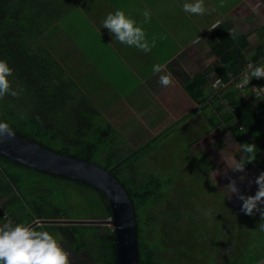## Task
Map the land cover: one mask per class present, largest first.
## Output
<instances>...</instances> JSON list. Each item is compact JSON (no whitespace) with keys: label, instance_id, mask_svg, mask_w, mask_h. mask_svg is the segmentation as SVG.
<instances>
[{"label":"trees","instance_id":"trees-1","mask_svg":"<svg viewBox=\"0 0 264 264\" xmlns=\"http://www.w3.org/2000/svg\"><path fill=\"white\" fill-rule=\"evenodd\" d=\"M93 2L99 4L98 0H0V59L14 70L10 78L13 88H23L18 97L9 95L0 100V122L9 123L16 133L55 152L114 168V175L126 188L135 209L138 264L260 262L264 259V238L260 241L251 236L233 244L234 235L230 239L224 237L222 228L217 227L213 234L201 233L205 227L202 219H207L205 211L196 209V219L193 217L194 222L186 224L183 216L157 210L170 195V187L177 178L174 181L168 173L144 165L143 153L151 147L150 143L129 157L136 149L112 121L104 118L91 95L81 85L77 89L69 71L42 41L45 34L61 28L68 16L92 7ZM232 26V21L227 20L210 29L206 41L215 61L184 88L201 105L199 110L208 123L206 132L224 128L234 134L238 143H254L258 149L256 160L247 164L246 169L255 166L264 172V93L255 95L254 88L261 87L255 86L258 79L253 78L244 87L237 85L251 63H264V40L256 47L257 53L250 56L247 36L233 37ZM218 91L221 93L216 94ZM200 162L210 165V169L214 167L207 157L200 158ZM219 193L218 202L229 201L223 189ZM3 197L7 198L5 222L11 220L14 225L32 224L38 219L112 216L110 201L98 186L32 168L0 153V199ZM220 210L219 223L225 218L222 206ZM40 225L42 230L59 233L64 239L63 224ZM65 225L72 232L68 241L70 251L80 258L87 257L93 264H117L116 234L111 226ZM149 227L153 228L151 233ZM260 237H264V231Z\"/></svg>","mask_w":264,"mask_h":264},{"label":"rangeland","instance_id":"rangeland-1","mask_svg":"<svg viewBox=\"0 0 264 264\" xmlns=\"http://www.w3.org/2000/svg\"><path fill=\"white\" fill-rule=\"evenodd\" d=\"M192 2L194 1L192 0ZM250 5L251 9L255 10L254 4L251 3ZM79 14L80 13L68 16L66 21L62 22L60 25L61 28L57 29L55 32L53 29L45 34L42 37V41L69 71L76 82L77 89L78 85H81L83 90L91 95L93 101L97 103L105 114L104 118L115 124L131 147L138 151L139 148L145 147L148 143L151 144V147L145 149L143 153L144 158H142L143 162H145L144 165H147L155 171L158 170L168 173V176L173 178L174 181L177 178L175 184L173 182V185L170 187V195L157 207V210L160 212L163 211L168 215H173L174 217L176 215L179 216V218L183 216L186 220V224L194 222L193 217L196 219L194 215L196 209L197 211L199 210V212L205 211L204 217L207 219H202L205 227L200 230L201 233L205 231L208 234H213L218 227L219 229L222 228L224 237L230 239L232 235H234L233 244H240V240L245 239L246 241L251 236H257L255 238L263 241L264 237H260V235L264 230H260L259 224L264 223V221L260 219L259 213L252 216L243 213L241 211L242 201L237 199L235 195L229 198L228 201L234 205L232 207H229L230 204H228L226 200L221 203L218 202L220 199L219 189L227 185L229 180L227 177L219 175L216 177L217 184H212L208 179L210 171H206V168L210 169V165H203L200 162V158L197 157L206 150L202 145L200 146V143L197 144L196 142L200 139L198 138L199 136L206 135V131L209 130L204 113L197 109L196 112H201V118L199 119L198 116L190 121L192 117H189L188 121L185 120V132L180 135L177 129L178 125H176V128L171 125V122L174 121V119H172L174 115L170 117L163 107L166 106L167 110L175 107L172 104L173 102L170 101L172 99H168L173 92L168 90L165 92L164 90L162 92L159 90L156 92L154 91L157 89L153 88V86L158 76L146 78V81H144L145 84H143L144 86L141 87L143 91H140L135 97L130 95L126 98L125 95L129 93L130 90L135 89L136 86L127 89L133 79H130L128 82L118 80L116 77L117 74L123 73L119 70L121 67H116L118 63L113 62L114 60L106 62L105 59H103L101 63H104V66L99 69V72L96 69H91L94 68V66L89 58L84 55L80 47H82L84 40L87 38L85 34L90 35L92 29L88 22L78 20ZM90 44L95 46V42ZM97 63L96 65H99ZM246 81L247 78L241 77V81H239L237 85L244 87L245 84L248 85L249 83ZM156 105L159 109L155 107ZM192 108L194 107L192 106ZM192 108L190 107V109ZM195 116H197V114ZM163 128H165V130L161 131ZM215 130L216 129L212 130V133H209L208 136L211 141L207 146L212 148L213 145L215 149L216 145H214V141L217 139L216 144L219 149L216 148L218 150L216 156H218V160H221V151L228 149L224 144V137L227 140L228 136L219 132L221 135L219 137V135L214 132ZM167 132L169 133L166 135ZM163 134H165L164 137H161L157 142H153L155 138ZM233 139L234 136L231 134V139L227 140V142L229 140L232 141L230 142L231 149L234 147L235 141ZM218 168L222 169L221 166ZM254 168L256 167L254 166L250 168V170ZM260 173L261 172H259V174ZM235 180L238 181V179ZM186 189H191V191ZM183 191H190V193L186 195L183 194ZM206 191L208 192L206 193ZM246 193L251 195L248 189ZM219 204L225 212V218L221 223H219V217L222 211L220 210L221 206ZM262 207H264V205H262ZM209 212L211 214H209ZM252 218L256 220L253 221ZM61 228L64 236L62 243L71 253L72 264H93L89 262L87 257L84 256L80 258L78 254L70 251L68 241L72 238V232L65 224H63ZM152 229V227H149L148 233H151Z\"/></svg>","mask_w":264,"mask_h":264},{"label":"crops","instance_id":"crops-1","mask_svg":"<svg viewBox=\"0 0 264 264\" xmlns=\"http://www.w3.org/2000/svg\"><path fill=\"white\" fill-rule=\"evenodd\" d=\"M98 2L99 4H94L93 2L92 7L88 9L83 8L79 14L78 20L88 22L92 29L90 35L85 34L89 39L86 38L82 47H80L84 55L89 58L98 72L104 66V63H101L103 59L106 62L108 60H114L118 63L116 67H121L119 70L123 72L117 74L116 77L118 80L128 82L130 79H133L127 89L135 86L137 88L139 86L137 89L130 90L125 95L126 98L130 95L135 97L140 91H143L141 87L144 86L143 84H145L144 81H146V78L159 76V74H153V65H166L165 71L173 74L175 83L164 88L158 83L157 78L153 88H157L154 90L155 92L158 90L160 92L163 90L164 92L167 90L173 92L167 98L172 99L170 101L173 102L172 104L175 107L168 110L166 106L163 107L170 117L174 115V118H172L174 121L171 122V125L175 126V128L178 125L177 129L180 135L185 132V120L188 121L189 117H192L190 121L198 116L199 119L201 118V112H196L199 109L197 108L198 104L187 95L184 85L215 61V55L206 41V35L210 29L220 22L231 20L233 23L231 28L232 36L235 38L247 36V41L250 43L247 50L250 56H254L257 53L256 47L264 40V0H223V6H221V0H204L205 7L213 9V11L206 12L202 16L192 15L183 10V4L185 2L190 3L192 0H107V3L106 0H98ZM251 3L254 4L255 10L251 9ZM117 9L125 11L126 14H130L132 18L141 23L150 42L153 37L156 38V45L152 48L151 52L145 53L134 47L121 44L115 40L108 29L103 28V21L106 16L110 12H115ZM145 9L151 12V20L148 23L143 22L144 17L142 13ZM161 37L164 38L161 39ZM93 42H95V46L90 44ZM105 45L113 47L111 49ZM93 61L98 62L97 64L99 65H94ZM251 65L258 64L251 63ZM248 70L249 68L241 77L246 78L245 74ZM257 81H259V84ZM257 81V85L255 86H264V78L258 79ZM155 107L159 109L157 105ZM189 112L191 113L188 115ZM196 114L197 116H195ZM163 130L165 128L161 131ZM210 132L212 133V130ZM210 132H206V135L198 137L200 139L196 141L197 144L200 143V146L202 145L206 150L197 157H207L212 161L214 167L210 171L219 169L218 167L220 166L224 170L226 164L222 159L218 160V156H216V152L218 151L216 148L219 149L216 144L217 139L214 141V145H216L215 149L213 145L212 148L207 146L211 141L208 136ZM214 132L219 137L221 136L219 132L227 136L231 133L234 136L231 131L224 128L220 130L216 129ZM227 140L224 137V144L228 147L227 150L232 151L230 148V142L232 141L229 140L227 142ZM233 140L235 143H238L235 136ZM222 169H219L221 173H223ZM259 172L262 171L257 167L253 170L245 169L243 173L228 170L227 179L229 181L231 179H238L236 183L241 194L249 195L246 193L248 189L251 195H254L257 190V185L254 183V180ZM242 175L246 178L240 181L239 177ZM220 176L224 175L222 174ZM249 181H253V183H249ZM6 201L7 198L5 197L0 199V224H3L8 217L7 210L4 207Z\"/></svg>","mask_w":264,"mask_h":264},{"label":"clouds","instance_id":"clouds-1","mask_svg":"<svg viewBox=\"0 0 264 264\" xmlns=\"http://www.w3.org/2000/svg\"><path fill=\"white\" fill-rule=\"evenodd\" d=\"M223 6V0H221ZM183 10L192 15L202 16L213 9L206 8L204 0H194V2H185ZM144 23L151 20V12L145 9L142 13ZM103 28L109 30L116 41L129 47H134L145 53L151 52L156 45V38L151 42L147 34L136 19L125 11L117 9L110 12L103 21ZM164 37H161L163 39ZM166 65H153V74H159L158 83L167 88L175 83V77L171 72H166ZM13 68L9 66L6 60L0 59V100L6 96L18 97L23 91L22 87L13 88V82L10 79L13 76ZM247 81L253 78H264V63L258 65H249V70L245 74ZM38 119V117H37ZM16 133L7 122H0V143L5 139H14ZM231 133L228 134V139ZM258 149L254 143H235L232 151L224 149L221 151V158L226 164V168L221 173L220 170H211L208 179L212 184H217L216 177L223 174L228 175V170L232 172L243 173L246 165L256 160ZM246 177L240 176V181ZM253 183V181H249ZM257 190L254 195L241 194L235 179H231L223 190L225 195L231 197L235 195L242 201L241 211L246 215L252 216L259 213L260 219L264 221V172H261L254 180ZM209 214H211L209 212ZM260 230H264V223L259 224ZM40 229V230H38ZM40 224H13L7 220L0 224V264H72L71 253L63 246V237L59 233L52 234L42 230Z\"/></svg>","mask_w":264,"mask_h":264},{"label":"water","instance_id":"water-1","mask_svg":"<svg viewBox=\"0 0 264 264\" xmlns=\"http://www.w3.org/2000/svg\"><path fill=\"white\" fill-rule=\"evenodd\" d=\"M236 81L237 79L233 80V82ZM221 91L216 94H220ZM200 107L201 105L197 106V108ZM137 152L135 150L129 157ZM0 153L32 168L81 179L98 186L110 201L112 207V216L110 218L38 219L32 224L55 223L111 226L116 234L117 264H138V232L135 209L126 188L114 175V168L107 169L91 160H83L55 152L18 133H16L14 139H5L3 143H0ZM263 263L264 259L256 264Z\"/></svg>","mask_w":264,"mask_h":264},{"label":"built area","instance_id":"built-area-1","mask_svg":"<svg viewBox=\"0 0 264 264\" xmlns=\"http://www.w3.org/2000/svg\"><path fill=\"white\" fill-rule=\"evenodd\" d=\"M248 83V82H247ZM246 85V84H245ZM244 85V86H245ZM254 91H255V95L256 96H259V95H261V94H263L264 93V87H256V88H254Z\"/></svg>","mask_w":264,"mask_h":264}]
</instances>
